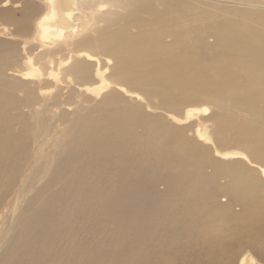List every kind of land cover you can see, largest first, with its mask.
Instances as JSON below:
<instances>
[{"label": "bare ground", "instance_id": "6f19581e", "mask_svg": "<svg viewBox=\"0 0 264 264\" xmlns=\"http://www.w3.org/2000/svg\"><path fill=\"white\" fill-rule=\"evenodd\" d=\"M154 2L0 0L2 197L21 176L29 155L25 144H34L27 164L33 174L25 172L18 209L0 230V264H52L54 259L97 264L98 253L110 257L118 249L120 259L98 264H264V244L251 239L264 235L259 219L264 199L234 211L232 220L208 219L198 196H176L179 179L164 176L176 170L188 177V164L172 152L165 135L181 129L167 125L147 133L143 126H157L158 115L148 117L137 108H149L140 93L161 87L193 86L212 93L233 88L246 104L257 99L264 118V12L220 9L229 10L223 11L228 17L255 19L249 25L222 22L208 31L216 50L211 58L201 45L204 34L198 33V50L206 55L197 59V52L186 51L182 72L173 81L163 67L177 56L173 47L178 42L161 43L162 13ZM134 27L138 35L133 36ZM241 87L248 92H240ZM192 106L182 118L165 115L184 129L193 120L203 127L200 116L208 109ZM196 133L204 137L203 128ZM257 133V143L264 146V132ZM52 138V151L43 157L39 142L43 146ZM217 155L245 159L238 152ZM241 165L235 168L253 179L247 172L252 168ZM231 180L235 194L247 190L241 177ZM168 197L173 198L170 205H160ZM233 204L222 208L230 211ZM116 219L122 227L117 239ZM218 223L222 229L216 231ZM130 231H146V236L129 245L126 257ZM245 233L249 238L241 240Z\"/></svg>", "mask_w": 264, "mask_h": 264}, {"label": "rangeland", "instance_id": "374dc122", "mask_svg": "<svg viewBox=\"0 0 264 264\" xmlns=\"http://www.w3.org/2000/svg\"><path fill=\"white\" fill-rule=\"evenodd\" d=\"M154 1L152 6L157 7L159 12L162 13L158 21L162 24L161 43L169 44L174 38L177 39L178 42L176 46L173 47L175 52L174 55L177 56H173V60H168L165 63L166 66L163 67L164 71L173 78V81L177 78V74L182 72L181 68L185 63L186 55L184 54L186 51L197 52V59H200L204 52L207 54L204 53L206 56L210 58L214 57L216 50L212 44L211 34L207 33L208 31H211L222 22L229 23L232 21L231 23L240 22L249 25L255 19L254 16L251 17L249 15L234 17L233 14L231 17H228L224 12L229 10L220 9L228 7L235 11L238 9L254 15L257 14L256 11L264 12V0ZM252 5H257L262 8L256 7L252 9ZM34 15L35 13L32 16ZM16 17H19V15L17 14ZM30 18L28 21L26 20V24L30 21ZM146 29L148 31L152 30L148 27ZM130 32L134 33L133 36L138 35V28H130ZM200 32L204 34L202 38L203 43L201 44L202 47L205 48L203 53L201 50H198L200 44L196 39L197 34ZM202 61L212 63L214 59H211L209 62L202 58ZM158 63L159 59H157V64ZM170 84L173 85V83ZM239 91L248 92L245 87H241ZM237 94L238 92L233 90V88L224 89L222 93H218L215 89V93H212L198 90L193 86H183L181 88L178 86L161 87L155 92L150 91L146 94L140 93L144 102L149 104V108H144L143 106H138L137 108L140 109L143 115L152 117L151 115L157 114L159 118H157V126L153 125V123H149L148 126H143L145 132L151 134L153 127H157L158 129L160 126L167 127V125L181 129L180 131H175V133L173 132L174 130H167L165 135H167L169 144L172 147V152L183 159L184 166L188 164L186 170H189L185 171L188 177H181V171L176 170L164 171V176L168 179H179L177 184L179 192H177L176 196L182 192H185L186 198L189 199H193V196H198L200 200L205 203L202 213H204L208 219H217L220 216L222 220H232V213H234V211L237 212L242 210V207L244 205L246 206L248 203H252L253 205L256 201L261 200L260 198L264 199V171H259V168H264V159L262 158L264 156V146L262 144L259 145L256 141L257 132H264V118L261 115L262 107L257 102V99H255L256 104H246L242 99H238V97L235 96ZM190 105H193L192 107H206L208 109L207 115L200 116V122L202 121L203 127H199L196 121L193 120V122L188 123L191 124V126L184 129L186 125L178 126L173 119L165 115L170 114L175 118H182L185 109ZM25 123L27 124L28 121H25ZM26 126L30 127V124ZM202 128L204 137L199 138L196 132ZM15 129H17V127H14L13 132ZM43 143L42 140L39 142V147H41L39 153L44 157L47 153L52 151L54 138L48 140L45 145L41 146L40 144ZM33 146L34 144L32 141L25 144V150L29 155H27L26 160H24L26 164L22 169L21 176H19L17 182L7 190L8 195L2 197L1 191L3 188L0 190V230L5 224L7 225V223L10 222L13 216L12 214L18 209L19 189L25 174L29 171H34L27 166L33 155V152H31ZM221 152L242 153L245 159H239L238 157L221 158L217 155ZM254 156H256L255 158L257 159L255 160L258 163L252 160ZM189 159L194 163L192 164V161L189 162ZM45 160L46 159H44V161ZM247 160L253 165H256V167L250 166ZM203 162L207 163L203 165L201 173L199 172V167ZM237 164L246 165L249 169L252 168V171L247 172L253 179H250L244 172H241L239 167L236 169L235 167ZM189 165L191 166L190 168ZM184 166L181 164L180 170H182ZM32 174L33 172L30 173V175ZM234 175L241 177L243 183L247 185V190L243 194L240 192H237L239 194H235L236 188L233 187L234 182L231 180V176ZM211 177L214 178V181L209 179ZM5 181L6 178H4L3 183ZM213 185H216L217 189H215ZM157 187L159 190L163 189L162 185H158ZM171 195H173V193ZM249 196L252 199H250ZM172 199V197H168L162 200L160 205L164 204V206H169ZM229 202L235 204L232 206L233 209L228 211L227 206H224V210L222 206L225 204L228 205ZM259 219L264 223V205L262 218ZM119 223L120 221L116 219L115 224L117 227H120ZM110 227L113 229L112 225H110ZM121 229L122 227H120L119 232L116 230V239ZM219 229H222V227L221 224L218 223L214 226V230L217 231ZM129 234H131V237L125 247L126 257L128 256V250L130 248L129 245L138 242L139 237L146 236V231L142 233L137 231L135 234H132L130 231ZM242 236H244V238L245 236L249 238L245 233L241 235V240ZM263 236V234H260L258 237H252L251 239L258 245L260 243L264 244ZM112 246L114 245L112 244ZM120 251L123 252L120 249L114 250L110 255L111 259L107 255L98 253L95 256V261L100 263L103 262V259H110L112 261L117 260V258L120 259L122 256ZM241 251H243V249L239 250V252ZM50 261L52 264H61L57 259ZM85 262L86 260L82 263L85 264Z\"/></svg>", "mask_w": 264, "mask_h": 264}]
</instances>
